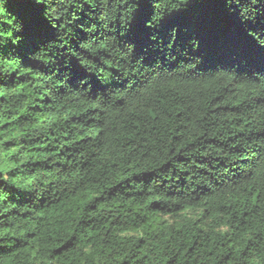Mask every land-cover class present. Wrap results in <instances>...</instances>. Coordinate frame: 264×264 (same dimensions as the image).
Wrapping results in <instances>:
<instances>
[{"label": "clouds", "instance_id": "1", "mask_svg": "<svg viewBox=\"0 0 264 264\" xmlns=\"http://www.w3.org/2000/svg\"><path fill=\"white\" fill-rule=\"evenodd\" d=\"M208 2L0 0V264H264V0H211L255 67Z\"/></svg>", "mask_w": 264, "mask_h": 264}, {"label": "trees", "instance_id": "2", "mask_svg": "<svg viewBox=\"0 0 264 264\" xmlns=\"http://www.w3.org/2000/svg\"><path fill=\"white\" fill-rule=\"evenodd\" d=\"M190 24L200 39L197 55H203L208 63H232V57L246 59L249 67H255L261 57L247 41L243 31L236 27L220 6L208 3H194L187 14H182L167 23ZM139 39V33L136 34Z\"/></svg>", "mask_w": 264, "mask_h": 264}]
</instances>
